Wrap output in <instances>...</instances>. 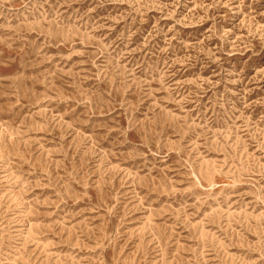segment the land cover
<instances>
[{"label":"rangeland","instance_id":"rangeland-1","mask_svg":"<svg viewBox=\"0 0 264 264\" xmlns=\"http://www.w3.org/2000/svg\"><path fill=\"white\" fill-rule=\"evenodd\" d=\"M0 264H264V0H0Z\"/></svg>","mask_w":264,"mask_h":264}]
</instances>
